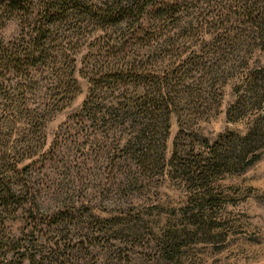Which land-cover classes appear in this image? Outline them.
I'll list each match as a JSON object with an SVG mask.
<instances>
[{
  "label": "rangeland",
  "instance_id": "obj_1",
  "mask_svg": "<svg viewBox=\"0 0 264 264\" xmlns=\"http://www.w3.org/2000/svg\"><path fill=\"white\" fill-rule=\"evenodd\" d=\"M147 1L0 65V161L29 199L0 213V264H264V0Z\"/></svg>",
  "mask_w": 264,
  "mask_h": 264
},
{
  "label": "trees",
  "instance_id": "obj_2",
  "mask_svg": "<svg viewBox=\"0 0 264 264\" xmlns=\"http://www.w3.org/2000/svg\"><path fill=\"white\" fill-rule=\"evenodd\" d=\"M147 5L148 1L146 2V0H105L101 6L86 0H0V25L4 20L2 15L14 16L18 18L21 33L27 36L26 45L20 51L16 49L10 52L0 41V65L3 61L6 64L12 63L14 64L13 67L20 71L19 68L23 65H40L46 62L49 48H52V41L58 36L62 25L71 22L70 19L73 16L79 21L82 19L88 23L105 26L115 21L130 18L134 12L141 15ZM66 28H70L68 24ZM22 88L23 86L20 85L16 87L17 90H24ZM150 89L153 94L158 95L147 94V90L150 91ZM142 90L144 95L147 97L153 95L152 99L156 98L157 100L169 94L167 85L159 81L146 83ZM12 104L14 112L18 110V115L24 113V104L19 101ZM10 150L13 152L12 159H17L24 147L18 146L16 149ZM4 154L6 153H0V159L6 158ZM9 168L7 169V166L0 161V213L13 211L14 206L23 212L22 206L27 201L29 202L27 185L23 179H18L15 176L19 175L15 164ZM4 238L0 235V248L8 244L5 243Z\"/></svg>",
  "mask_w": 264,
  "mask_h": 264
}]
</instances>
